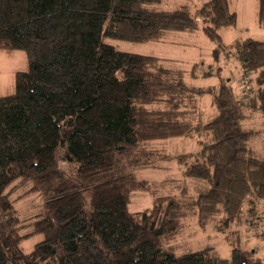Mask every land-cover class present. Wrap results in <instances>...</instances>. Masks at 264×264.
Instances as JSON below:
<instances>
[{
	"label": "trees",
	"instance_id": "16d2710c",
	"mask_svg": "<svg viewBox=\"0 0 264 264\" xmlns=\"http://www.w3.org/2000/svg\"><path fill=\"white\" fill-rule=\"evenodd\" d=\"M160 3L0 0V51L24 52L28 64L15 73L13 94L0 98V264H264L228 239L229 259L213 247L178 256L161 248L189 217L203 223L222 216L223 228L247 208L246 218L264 219L256 207L264 209V161L241 127L250 107L264 119V42L222 43L217 31L236 23L228 0H207L194 16L187 7L160 10ZM257 20L264 26V0ZM199 21L215 54L232 53L257 87L237 99L222 88L206 123L199 101L209 90L188 87L179 69L153 68L156 58L104 42L160 41L167 32L197 31ZM195 136L200 152L177 161L200 183L198 196L161 198L129 213L130 193L148 187L134 171L169 160L145 146ZM27 184L43 203L28 226L44 239L30 254L20 248L27 221L11 201Z\"/></svg>",
	"mask_w": 264,
	"mask_h": 264
},
{
	"label": "rangeland",
	"instance_id": "374dc122",
	"mask_svg": "<svg viewBox=\"0 0 264 264\" xmlns=\"http://www.w3.org/2000/svg\"><path fill=\"white\" fill-rule=\"evenodd\" d=\"M206 2L207 0H161L157 7L167 11L187 7L194 16L196 10ZM228 6L229 11L236 15V23L232 27L217 31L222 43L225 46H231L236 41L248 39L264 42V26H260L257 20L258 0H228ZM104 42L122 53L156 58L159 61L153 68L179 69L185 73L184 81L188 87L209 90L210 92L204 94L199 101V110L204 123L217 114L218 110L212 105V101L219 96L220 90L225 86L233 94L234 99L240 97L244 90L251 92L253 96L257 88L254 75L245 77L237 58L232 53L220 51L215 54L216 46L203 33L200 21L197 31L167 32L160 41L135 43L105 39ZM27 69V58L24 52L0 51V98L13 94L15 73L26 72ZM244 114L245 119L241 127L251 133L249 148L255 158L264 161L262 114L251 107ZM199 140L202 139L197 136L175 138L152 141L145 146L147 150L164 155L169 160L158 161L157 168L134 171L135 181L143 182L148 187L146 190L130 193L127 206L129 213L153 208L161 198L189 200L198 196L200 183L185 176L186 165L178 163L177 158L200 152L202 146ZM191 162L188 161V164ZM30 188L31 185L27 184L17 189L11 196L19 220L27 221L20 230V235H26L20 243L24 254H30L35 245L44 239L40 234H31L32 227L28 226L43 209L41 196L28 194ZM256 207L259 212L264 210L259 204ZM246 210L247 208L237 222H232L228 227L223 228H221L222 216L203 223H200L197 218L184 219L179 234L173 239H163L161 248L178 256L185 252L213 247L221 258L229 259L232 247L228 244V239L233 240L235 242L233 245L239 247L241 251L255 252L256 258L264 261V239L259 237L264 231V219L251 221L249 217L246 218ZM246 219H248L247 222Z\"/></svg>",
	"mask_w": 264,
	"mask_h": 264
}]
</instances>
